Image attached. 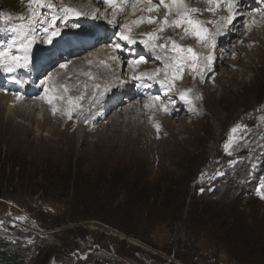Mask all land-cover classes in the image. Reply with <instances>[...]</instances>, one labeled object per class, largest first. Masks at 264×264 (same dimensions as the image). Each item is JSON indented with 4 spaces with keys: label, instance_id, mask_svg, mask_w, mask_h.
<instances>
[{
    "label": "rangeland",
    "instance_id": "374dc122",
    "mask_svg": "<svg viewBox=\"0 0 264 264\" xmlns=\"http://www.w3.org/2000/svg\"><path fill=\"white\" fill-rule=\"evenodd\" d=\"M197 1L199 11L190 15L204 21L212 34L220 23L222 33L221 18L229 14L226 3L213 14L208 11L213 4ZM59 2L73 4L40 0L53 5L47 8L29 0H0V51L11 45V55H23L21 43L35 36L32 61L47 54L53 44L41 42L42 27L49 26L53 15L60 16ZM130 2L116 17L117 31L124 23L130 25L129 11H140L146 16L131 20L133 24L144 18L131 27L133 39L143 46L145 41L164 46H145L151 57L142 48L141 56L148 59L135 68L137 73L128 65L113 73L129 78L161 70L155 78L165 84L137 100L150 105L143 116L129 114L127 120L114 122L128 102L98 114L95 103L102 88L95 89V98L89 89L84 93L80 71L69 67L72 60L66 62L68 69L59 67V59L54 62L49 67L52 78L38 84L39 91L25 100V107L28 101H38L45 86L64 97L55 100L56 114L48 105L45 127L32 111L15 108L8 113L5 92L11 88L0 87V250L16 256L19 264H264V0H241L245 14L230 34L216 35L215 49L186 34L187 25L166 26L165 17H177L162 5L149 12V7L135 5L136 0ZM113 11L105 12V24ZM249 13L259 15L260 26ZM149 16L156 18L154 23L147 22ZM76 20L85 24L82 16ZM70 33L79 34L65 26L63 38ZM148 33L158 38L152 41ZM114 40L125 43L121 56L130 60L133 53L128 51L136 45L126 46L117 37L98 48ZM174 43L191 47L198 62L196 68L181 63L169 90L166 67L177 64L181 55L173 51ZM80 52L71 58L73 63L89 51ZM210 54L215 59L204 67L203 57ZM21 70L8 73L0 67V74L18 85ZM112 81L106 79L103 87ZM181 93L192 103L181 101ZM156 96L158 101L152 99ZM69 98L80 105L72 119L59 114V108L66 112L72 106ZM237 124L246 125L235 134L245 139L229 155L224 145ZM232 160L238 163L230 165ZM217 171L224 175L214 176Z\"/></svg>",
    "mask_w": 264,
    "mask_h": 264
},
{
    "label": "bare ground",
    "instance_id": "6f19581e",
    "mask_svg": "<svg viewBox=\"0 0 264 264\" xmlns=\"http://www.w3.org/2000/svg\"><path fill=\"white\" fill-rule=\"evenodd\" d=\"M70 1L73 4L70 5L69 7L78 8V10H80L82 13H84V15H82V17H83V20H84L83 23H85V24H82L81 21L79 22V20H76L78 18H73V19H71V20H69L67 22L66 26H70L71 27V24H73V23L79 24L80 25L78 27L79 29L76 28V31H78L79 34L78 33L77 34H75V33L71 34L70 33L68 35H65V38H63V40L62 39L61 40H55L54 43H53V45H52V48L49 50V52L47 54L42 55V56L37 57L36 59H34L32 61V66L28 70H21V71H24V72H22L20 74V77H19L20 78L19 79L20 84L16 85L13 82L9 81V79H7L4 75L0 74V87L2 85H4V83L5 84L8 83V85L10 87H13V88L14 87L21 88V87H23V85L24 86L26 85L27 87H29V89L28 88L27 89L31 92V94L36 93L37 91H39V88H40L38 86V84H41L42 82L44 83V82H46L48 80V77H49V75H50V73L52 71V69L49 70V67L50 68H53V66H54L53 63L56 62V61H58V59H59L60 61L58 62V65H60V64H62L64 62L66 63L67 61L72 60L71 61L72 64L69 67H71V69L79 70L80 71L79 74L81 75L80 77H82V80L85 81V82H83V84L84 83L85 84L80 86L83 89L82 91L84 93H86V91H88V89H89L90 92H94L95 93V89L96 88H93V85L98 84L103 89V85H104L106 79H109V81H112L113 73H116L117 74V70H120V69L123 70L124 69V67L127 65V61L125 59H123V57L121 56V54H122L121 51L117 50V51L114 52L113 51V48L110 47L111 45H107V46H109L108 48H107V46H103V45H101L100 48H98V46L101 43L107 44V42H109L107 40H109V38L112 36L111 34L114 33V32H115V34L112 37V39L115 38V37H117V39L119 40L118 33L121 31V30L117 31L118 28H116L117 27L116 24L115 25H111L108 22H107L108 24H105L106 22H104V20H103V19L106 18L105 17V15H106L105 12L106 11H110L112 9H115L117 11L118 17H119V15L122 16L123 11H126V9L128 8V6L131 5V2L130 1H132V0H117V4L116 5H112V6H110V5L106 4V3L104 4L103 0H86V5L85 4L84 5L81 4V3H83L84 0H70ZM201 1H203V0H199L197 2H201ZM207 1H209V0H207ZM155 2H156V0L155 1L152 0V4H154ZM193 2H194V0H184V4L188 8L195 9L194 6H196L197 4L195 2L194 3ZM221 3L222 4L223 3L225 4L226 3V0H221ZM59 4H60V2L57 3L56 6L57 5L59 6ZM152 4H149L148 3V0H136V2H135V5H139V6H142V7L143 6L144 7L147 6L149 8L152 7ZM59 7L62 9L64 6L61 5ZM196 7H200V6H196ZM245 7L246 6L241 7V4H239L238 5V10L241 11L243 14H245V12H246L245 11ZM201 8H203V7H201ZM53 9L54 10L56 9V11H58L59 8L54 7ZM61 9H59V11H58V14L60 16H62ZM133 11L131 13L129 11V13L127 14L129 16L126 17L130 21V25H129L130 27H133V25L136 24V23H133L132 24L131 20H133V19H136L137 20L140 16H146L144 13H142L140 11H136V10L134 12ZM225 11L223 10V12H225ZM172 12L175 13V10H173ZM227 12L228 11L225 12L224 17H227V16L231 15L230 11H229V14H227ZM146 13H148V12L146 11ZM242 15L237 16L234 20H232L230 22H225L223 20V22H222V33H223V35H226L227 33L230 34V32L233 31V27L236 26L237 21L239 19H241L240 17ZM94 17H99V18H94ZM255 17H258V18L255 19V21L258 22V23H256V25L258 24L257 26H260L261 24L259 23L260 22L259 15L255 14V13L252 14V15H250V18L251 19H253ZM110 19H112V17H110ZM108 20L109 19H107V21ZM93 24L94 25H96V24L99 25L100 24L102 26H99V27H96L94 29H91V28L94 27ZM147 30L149 31V29H146V31ZM246 31H250V30L247 29ZM32 33H36V32H32ZM103 33H104V35H102ZM37 35H38V33H37ZM29 37H28V39H29ZM94 38H95V44L92 47H88V46H85L84 45L87 42L89 43V41L93 40ZM223 38H224V36H223ZM223 38H221L219 40H223ZM225 38H227V37H225ZM162 40H160L159 42L162 43ZM112 42H116V40H114ZM141 44H142L141 41L136 42L134 44V45H136L135 48H134L135 50H131L132 52L131 51H128V53H133L129 59H131V58L132 59H135L132 56H134V54H135L136 51H138V53H136V54H139L138 57L141 56L142 48L145 47V46H143ZM123 45L125 46V43ZM127 45H128V43L126 42V46ZM216 46H219V45H216ZM68 49H70V50L68 51ZM82 49H88L89 52H88L87 56L84 59H82V60L81 59H78L77 62L73 63V59H71V58H73L75 56H78L77 53L78 52L80 53V51H82ZM58 51L61 52L60 55H57L58 54ZM146 52L147 51L144 48V51H142V53L145 55ZM114 55L115 56H119L120 59H121V61H123V63H120V62H117V61H113L111 59V57L114 56ZM149 55H150V53L147 56H149ZM127 56L129 57L128 54H127ZM147 56H144V59L145 58L148 59ZM80 57H82V56H80ZM89 61H91V63H89ZM51 64H52V66H51ZM106 65H109L110 68H112V71L111 72H108L109 66H106ZM112 65H114V67H111ZM142 67H144V65ZM146 67H147V65H146ZM135 68H137V67H135ZM39 69H47V71L49 70V72H46V70H45L43 73L39 74L38 76L34 75L35 76L34 77L33 74H35V71H39ZM135 72H136V69H135ZM46 73H48V74H46ZM88 73H91V76L87 75ZM132 73H133V71H132ZM133 76H135L134 73L132 74L131 77L133 78ZM113 77H114V81L111 82V84H112L111 85L112 86L111 90L105 92L102 97L101 96L98 97L99 100H98L97 104L95 103V105L98 106V109H96V110H98L97 113L98 114H102L103 112L107 111V109L111 108L113 105L121 106V104H123L124 102H128L129 103V107H126L124 109V114L122 116H120L122 113L121 114L119 113L120 114L119 117H117L116 120H114V122L115 121L118 122V120H121V118H125L126 119V117H128L129 114H131V115H137V116H143L144 115V112L146 111L144 108H147L148 109V107H145V105H143L142 103H138L137 100H139L141 98V95L143 93H146L147 95L148 94H153V93H149L147 91L149 89V87H151V85H149L148 88L144 87L145 89L142 90V91H140V92H137L138 87L135 90L131 91V89H128L129 84H130V81L132 80L131 77L125 78L123 76V77L118 78L117 75H114ZM37 78H40V79H37ZM38 80H40L39 83H38ZM152 80L155 81L154 82V86H155L154 87V90H155V92H157L159 90L158 86L160 87L159 78H155V79L152 78ZM85 86H87V87H85ZM102 89H100V91ZM15 90L16 89H12L11 88V91H6L5 92V104H6L5 106L7 108V112L10 113L15 108H16L15 110H17V108H18V110H24L26 112L27 111H32L31 114H33L34 116L38 117V119L35 118L37 120L36 122L38 123V125H41L42 124V119H44L43 117H46L45 116V112L48 109V107H49L48 105L49 104L46 101H44L42 99H39L38 101H31V102L28 101L27 102L28 103L27 104V107H25L24 104H25V100H27V98H28V95L25 96L24 95L25 93L18 92L20 94V96L23 97V99H20L21 100L20 101V100L17 99L16 93H14ZM96 91H97V89H96ZM88 94H91V93H88ZM131 98H134V99H131ZM15 100H17L18 102H23V103L16 104L15 103ZM132 100H134V101H132ZM80 101L82 103L81 102H79V103L83 104L84 100L83 99L82 100L80 99ZM57 102L58 101L55 102V100H54V104L57 103ZM131 102L133 103L132 105H131ZM50 108H51V106H50ZM60 110L61 109L59 108V114H60ZM49 111H50V109H49ZM147 111H149V109ZM125 119L123 121H126L128 118L126 120ZM133 119H135V117ZM33 122H34V120H33ZM114 124L117 125V123H114ZM45 125H46V123L42 124V126H44V127H45Z\"/></svg>",
    "mask_w": 264,
    "mask_h": 264
},
{
    "label": "snow or ice",
    "instance_id": "6c2138e0",
    "mask_svg": "<svg viewBox=\"0 0 264 264\" xmlns=\"http://www.w3.org/2000/svg\"><path fill=\"white\" fill-rule=\"evenodd\" d=\"M104 3L112 6V5H116L117 4V0H103ZM241 0H226V5L231 13V15L227 16V17H223L222 19L225 22H230L232 20H234L237 16L242 15L243 13L241 11L238 10V5L240 4ZM149 4H152V0H148ZM209 3L215 5L214 7H211L208 9V11L212 12L213 14H215V12L217 11V7L220 6L221 0H209ZM29 4H36L39 7H47V8H52L53 5L51 4H41L40 0H29ZM163 6L165 8H167L169 10V13H171L173 10H175V14H176V19H173L171 21H169V19L167 17H165L164 19V24L166 26H175V27H180L181 25H187V27L185 28V33L186 34H191L193 36H195L198 41H202L205 43V45L211 49H215L216 47V35L221 34L220 32V25L217 24V28H216V32L215 34L210 33L209 28L204 27L205 22L198 20V19H194L192 15H190L191 13H196L199 10L198 9H193V8H188L185 4H184V0H159L158 4H152V7L148 9V11H152L153 9H158L159 6ZM118 7V6H117ZM122 10V9H121ZM62 12V16H56L53 15L50 18V23L49 26L47 27H42V31L44 33V35L41 37V42L47 45H52L54 40L59 38L64 30V27L66 26L67 22L75 17V18H79L80 16L84 15V13L78 11L76 8L74 7H69V6H64L61 9ZM249 15H251V13H249ZM116 17H117V11H113L112 13V19L108 20V23L111 25H115L116 24ZM94 18H99V17H94ZM155 17L149 16L147 17V22L148 23H152L155 21ZM44 20L47 22L49 21L48 17H44ZM144 18H141L140 21H134V23H140L143 22ZM60 21L59 26H57V22ZM255 18H253V24L255 23ZM80 25L77 23H73L71 24L72 28H78ZM121 31L118 33V37L120 41H124L127 42L128 44H135L137 41L135 39H133V37L131 36V32H132V28L129 26L128 23L123 24L122 26H120ZM149 39L152 41H155L158 37L156 36L155 33H148L147 34ZM35 36H32L31 38L27 39L26 43H21L20 47L23 50V55H11L10 51H11V45L9 46V48L5 51H0V67H3L5 69L6 72L8 73H14L17 69H24V70H28L31 66H32V58H31V48L33 46V44L35 43ZM113 48V51H124V45L120 42H113V44L111 45ZM145 46L150 47L152 49L158 48V47H164L163 45H157L155 43H151L149 44L147 41H145ZM173 51L180 53L181 55L178 57V63L173 65V64H169L166 67V71H165V75L166 78L168 80L171 81V83H168L166 85V87L171 90L174 80L176 78V76L178 75V71L177 69L180 68L181 63L183 62H191V66L193 68L197 67V62H198V54L193 51V49L191 47L188 48H183L179 45H176L174 43V47H173ZM111 59L113 61H117L120 63H123V61H121L119 56H112ZM215 59V57L213 55H208L206 57H203V61H204V67H208L211 62H213ZM3 60H7V63H4ZM145 59L143 56H140L138 59H130L127 61V65L129 67H132L133 69H135V67H137L139 64L141 63H145ZM89 63H91V61H89ZM108 66V65H106ZM60 68H67V63H63L59 65ZM160 69H156L155 72L153 73H146V72H141L139 74V76H134L133 79H143L145 77L152 79L155 78L159 75L160 73ZM169 72L171 73L169 75ZM87 75L91 76V73H88ZM52 77L49 76L48 79L50 80ZM17 83H20L19 80L16 81ZM162 85L165 84L164 80H160L159 81ZM43 83V82H42ZM87 87V86H85ZM93 88L96 89H100L101 86L98 84L93 85ZM66 90V89H65ZM111 90V85H105L103 87V89L100 91L99 95L103 96L105 92L110 91ZM17 99H23L22 96H20L19 93H16ZM93 96L95 98L96 94L93 93ZM40 99L46 101L49 105H52V113L56 114V112L58 111L56 105L53 103L54 100L56 99H63V97H57L56 95H53V90L49 89L48 87H44L43 89V95L39 97ZM82 97L78 98L81 99ZM180 100L181 101H185L189 104H191L192 102L190 100H188V97L185 93H181L180 95ZM154 101H158L160 99L159 96L153 97L152 98ZM69 105H72L71 107H69L66 112L64 110H60L61 115H67L68 119H72V115H73V111L75 110V108H79L80 105L78 103H75L73 101L72 98H69L68 100ZM145 107H150V105H145ZM164 110L168 111L167 106H164ZM193 111H195L196 109L193 107L192 108ZM87 122V120H86ZM160 125L156 124V128L157 130H159ZM244 129L246 130V125H241V124H237L235 127H233L231 129V133L232 135H230L228 141L225 143L224 148L226 151H228V154L231 155L232 151L234 150V146L239 144L242 140L245 139L244 136L240 135L237 136L235 135L238 130ZM236 163H238V161L236 160H232L229 161L230 165H235ZM224 175V173L222 171H217L214 176H222ZM264 187V186H262ZM201 191H203V189H201Z\"/></svg>",
    "mask_w": 264,
    "mask_h": 264
},
{
    "label": "trees",
    "instance_id": "16d2710c",
    "mask_svg": "<svg viewBox=\"0 0 264 264\" xmlns=\"http://www.w3.org/2000/svg\"><path fill=\"white\" fill-rule=\"evenodd\" d=\"M0 264H19L16 256H10L5 251L0 250Z\"/></svg>",
    "mask_w": 264,
    "mask_h": 264
},
{
    "label": "water",
    "instance_id": "95a60500",
    "mask_svg": "<svg viewBox=\"0 0 264 264\" xmlns=\"http://www.w3.org/2000/svg\"><path fill=\"white\" fill-rule=\"evenodd\" d=\"M62 38V34H61V36L59 37V38H57V39H61Z\"/></svg>",
    "mask_w": 264,
    "mask_h": 264
}]
</instances>
